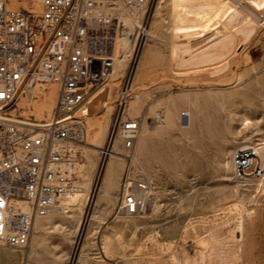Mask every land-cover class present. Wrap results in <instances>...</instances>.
<instances>
[{"label":"rangeland","instance_id":"1","mask_svg":"<svg viewBox=\"0 0 264 264\" xmlns=\"http://www.w3.org/2000/svg\"><path fill=\"white\" fill-rule=\"evenodd\" d=\"M143 27L89 104L83 196L37 219L25 249L0 248V264H245L243 246L264 239V184L232 162L262 148L264 169V0H153ZM57 98L37 86L17 114L48 120ZM117 117L140 123L130 150L111 138ZM127 177L148 185L137 216L119 209Z\"/></svg>","mask_w":264,"mask_h":264},{"label":"built area","instance_id":"2","mask_svg":"<svg viewBox=\"0 0 264 264\" xmlns=\"http://www.w3.org/2000/svg\"><path fill=\"white\" fill-rule=\"evenodd\" d=\"M152 1L0 0V248L25 249L36 220L80 193L89 104L112 77L121 46L141 39ZM47 84L58 86L53 116L20 117L18 97ZM130 92L125 81L119 102ZM139 131L138 120L117 117L111 138L130 150ZM232 162L238 177L264 184L256 148L236 151ZM147 190L127 177L119 209L137 216Z\"/></svg>","mask_w":264,"mask_h":264},{"label":"crops","instance_id":"3","mask_svg":"<svg viewBox=\"0 0 264 264\" xmlns=\"http://www.w3.org/2000/svg\"><path fill=\"white\" fill-rule=\"evenodd\" d=\"M242 249H250V254L245 258V264H264V239L262 237L253 239L249 246L244 245Z\"/></svg>","mask_w":264,"mask_h":264},{"label":"bare ground","instance_id":"4","mask_svg":"<svg viewBox=\"0 0 264 264\" xmlns=\"http://www.w3.org/2000/svg\"><path fill=\"white\" fill-rule=\"evenodd\" d=\"M144 35H145V28L143 27V28H142L141 38H143ZM125 45H126V43H124V46H125ZM120 63H121V62H120ZM186 122H187V120H186ZM184 123H185V122H184ZM185 124H186V123H185ZM263 145H264V144H263ZM248 148H249V147H248ZM259 150H262V148L257 150L258 154L261 153V151H259ZM112 155H113V154H112ZM112 165H113V161H109V162H107V165H106V167H105V170H106L107 174H108V171H110V169L112 168ZM262 183H263V182H262ZM81 196H83V194L78 193V194H76L75 196L67 197L66 199H64L63 202L69 204V203H72V202H75V201L79 200V199L81 198ZM34 228H35V224H34L33 229H34Z\"/></svg>","mask_w":264,"mask_h":264}]
</instances>
